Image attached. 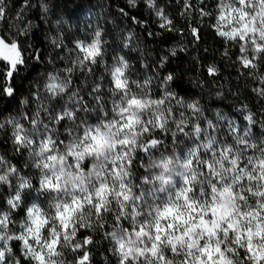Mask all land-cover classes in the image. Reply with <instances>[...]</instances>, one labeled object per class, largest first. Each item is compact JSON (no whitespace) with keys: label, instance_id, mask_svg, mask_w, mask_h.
<instances>
[{"label":"snow or ice","instance_id":"snow-or-ice-1","mask_svg":"<svg viewBox=\"0 0 264 264\" xmlns=\"http://www.w3.org/2000/svg\"><path fill=\"white\" fill-rule=\"evenodd\" d=\"M147 4L168 29L172 21L156 0ZM32 7L33 0H21L16 19ZM206 7V0H183L181 15L207 17ZM215 7L217 35L238 46L234 63L264 101V0H215ZM7 14L0 0V22ZM28 32L0 34L4 95H14L12 83L29 59L42 58L22 45ZM191 32L200 39L198 28ZM51 42L67 47L63 37ZM70 43L64 66L33 94L35 109L0 121V130L11 125L13 150L28 153L24 167L35 173L22 175L0 156V186L9 189L0 210V264H91L98 232L116 264H264V134L220 113L206 117L199 100L172 89L173 73L133 78L124 56L108 63L111 44L99 26ZM168 61L163 56L156 66ZM218 71L207 67L210 76ZM239 111L248 125L258 122L247 104ZM20 209L24 218L13 229Z\"/></svg>","mask_w":264,"mask_h":264},{"label":"trees","instance_id":"trees-1","mask_svg":"<svg viewBox=\"0 0 264 264\" xmlns=\"http://www.w3.org/2000/svg\"><path fill=\"white\" fill-rule=\"evenodd\" d=\"M6 2L8 14L7 19L0 22V34L12 36L22 28H29L28 35H21L19 39L25 47L31 46V50L42 53V58L40 61L29 59L27 67L21 68L12 83L15 89L13 96L0 93V121L30 111L33 94L37 89L43 92L47 74L64 66L61 57L67 58L70 41L90 36L99 26L111 44L108 55L124 56L131 68L140 73L159 74L161 78L173 73L176 79L171 87L179 97L199 100L202 106L208 102V106L223 110L239 121H243L246 114L239 110L247 104L258 121L255 124L256 135L264 134V127L259 123L264 120V107L251 91L254 82L246 74H240L239 64L234 63L239 54L238 46L218 36L214 27L215 0H206L205 10L212 14L203 18L197 12L181 15L183 0H156L157 7L163 9L172 21L168 29L160 27L161 20L155 15V9L148 6L147 0H137L135 7L129 0H33V7L19 20L16 16L21 0ZM196 2L192 0L193 5ZM45 5L47 13L43 10ZM194 27L199 30V40L192 35ZM129 35L131 39L126 40ZM60 37L64 38L67 46L63 51L51 42V38ZM126 43L128 47H124ZM226 49L227 57L224 56ZM173 50L176 55L170 56ZM58 52L60 56H57ZM108 55L106 60L111 63ZM163 56H169L168 63L162 68L157 67ZM144 65L149 68L145 69ZM210 65L218 68L217 75H208L207 67ZM102 72V68L97 69V75ZM25 99L28 100L27 105L23 103ZM203 108L204 115L210 114ZM11 132L12 127L7 124L0 130V156L11 164L15 163L26 176L34 175L30 167H24L26 163L22 154L13 150ZM166 144L170 147L171 141L166 140ZM8 194L9 189L0 186V210L6 209L5 197ZM31 202V199L26 201L27 204ZM12 218L16 223L10 227L16 229L24 218L23 210L14 211ZM102 235V232L94 234L96 243L90 246L91 264H116V258L110 253ZM14 247L18 244L14 243ZM67 259H72L71 253Z\"/></svg>","mask_w":264,"mask_h":264},{"label":"rangeland","instance_id":"rangeland-1","mask_svg":"<svg viewBox=\"0 0 264 264\" xmlns=\"http://www.w3.org/2000/svg\"><path fill=\"white\" fill-rule=\"evenodd\" d=\"M159 18V17H158ZM160 19V18H159ZM239 55V54H238ZM114 56H116L115 54H113V55H108V57L110 58V61H112V57H114ZM131 73H132V76H133V78H142L145 74H147V73H140V72H137L136 70H135V68H131ZM148 75H151L150 73H148ZM43 93V92H42ZM187 101H191V100H187ZM208 103V102H207ZM207 103H205L204 104V106H202V107H205L206 108V111L207 112H210V114H208V115H206L205 114V116L206 117H208L209 119H212V120H214L215 121V119H216V114L217 113H220V114H222L223 116H226V117H228L229 119H233V120H236L237 121V123H240L241 124V126L243 127V126H248V127H251V129H252V132H253V135L254 136H257L256 135V133H255V125L254 126H252V125H248V122L247 121H245V120H243V121H239L235 116H232V115H229L228 113H226V112H224L223 110H215L212 106H208L207 105ZM261 103V105L264 107V101H261L260 102ZM35 109V103L33 102V104L32 105H30L29 106V110L31 111V110H34ZM12 117H19V115H15V116H12ZM21 123H25L23 120H21ZM25 126L27 127V123H25ZM225 131H226V129H225ZM171 147H172V144H171V146L170 147H167V150H170L171 149ZM181 147H183V145H181ZM21 154H22V157H23V159H24V161H25V163H27L28 162V153L27 152H20ZM7 161V160H6ZM8 162V161H7ZM9 163V162H8ZM9 164H11V163H9ZM12 165H15V163H12ZM16 166V165H15ZM17 167V166H16ZM18 168V167H17ZM31 168V167H30ZM19 169V168H18ZM20 170V169H19ZM31 170H32V172L34 173V170L31 168ZM144 169H142V170H139L138 172H137V175L139 176L140 174H142V173H144ZM20 172H21V170H20ZM21 174L22 175H25L23 172H21ZM35 174V173H34ZM32 195V197L34 198L35 197V194H31ZM102 237L104 238V236L102 235ZM104 241H106V243H107V246H108V249H109V251H110V253L113 255V252H112V250H111V244H110V242L106 239V238H104ZM67 256H68V254H67ZM114 256V255H113ZM115 257V256H114ZM116 258V257H115Z\"/></svg>","mask_w":264,"mask_h":264}]
</instances>
